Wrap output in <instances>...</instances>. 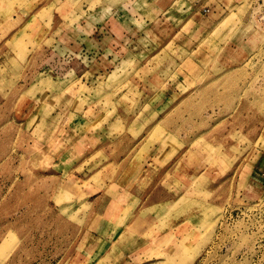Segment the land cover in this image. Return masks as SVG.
<instances>
[{
    "label": "rangeland",
    "instance_id": "rangeland-1",
    "mask_svg": "<svg viewBox=\"0 0 264 264\" xmlns=\"http://www.w3.org/2000/svg\"><path fill=\"white\" fill-rule=\"evenodd\" d=\"M251 171L264 0H0V264H264Z\"/></svg>",
    "mask_w": 264,
    "mask_h": 264
},
{
    "label": "crops",
    "instance_id": "crops-1",
    "mask_svg": "<svg viewBox=\"0 0 264 264\" xmlns=\"http://www.w3.org/2000/svg\"><path fill=\"white\" fill-rule=\"evenodd\" d=\"M94 28H96V26H94ZM112 36H114L113 33H112V35L109 38H111ZM86 38H90V39H88V40H90V43H92L93 45L97 46V47L93 46L92 50H94V51L90 52L91 53V58H92L91 61H95L98 58H99L98 60L101 61L103 56H107V58H109V56H110V62L116 64V62H117L116 59H118L119 55L114 52V50L116 51L115 46L112 47L111 50L108 49L110 52L100 49V47L98 46V43H99V41L102 40V38L99 37V34H95L94 31H93L92 36H87ZM126 38H128V37H126ZM111 39H113V38H111ZM120 42L125 43V40L122 39V40H120ZM111 44H112L111 46H113L114 42L112 41ZM81 50L83 51V48ZM85 52H86V50H85ZM101 63H103V61ZM93 133H95V132L94 131L90 132L91 135H93ZM95 136H98V135H93V137H95ZM146 184L149 185L150 182L146 180ZM161 185H162L161 183H156V187L154 188L153 193L149 194V197L145 200V202H148L146 207H152L151 205H155L156 206L158 204L162 205V202L166 201L168 199V198L163 199L161 197L160 198V199H162L161 203L160 202H155V201H157L158 196L160 197L162 192H163L162 188H160ZM242 188H244V190L246 191L245 193H247L248 196H252V197L257 198V199H260V198L264 197V174L263 175H258V174H256V173L251 171V173H249V175H247L245 177V180H244V183L242 185ZM131 192H132L131 195L136 197V199L139 198L140 196L142 197V194H139V192L136 191V190H134V191L132 190ZM93 197H95V196H93ZM106 201L109 202V199L106 198V197H102V196L91 199L90 203L92 204V207H91L92 210L90 208L89 209L90 210L89 214H86V216H85V218L86 219L88 218V221H89L87 228L84 230V233L86 235L85 238L88 239L87 243H90V244H94L96 242H98V243L101 242L102 243L103 241H105V239L106 240L108 239L109 235L114 233V232H112V231H110L108 229L106 230L107 224L109 223L106 220V218H105V216H106L105 207L106 206L101 211L99 209V205L100 204L99 205L97 204V202H102L103 203V202H106Z\"/></svg>",
    "mask_w": 264,
    "mask_h": 264
},
{
    "label": "built area",
    "instance_id": "built-area-1",
    "mask_svg": "<svg viewBox=\"0 0 264 264\" xmlns=\"http://www.w3.org/2000/svg\"><path fill=\"white\" fill-rule=\"evenodd\" d=\"M258 247L259 249L264 250V244H260Z\"/></svg>",
    "mask_w": 264,
    "mask_h": 264
}]
</instances>
